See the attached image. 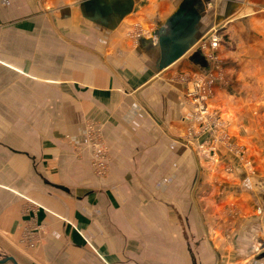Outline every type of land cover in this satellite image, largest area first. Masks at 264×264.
<instances>
[{"label": "crops", "instance_id": "obj_1", "mask_svg": "<svg viewBox=\"0 0 264 264\" xmlns=\"http://www.w3.org/2000/svg\"><path fill=\"white\" fill-rule=\"evenodd\" d=\"M223 23L208 103L251 170L183 143L184 79L212 69L196 45ZM0 248L19 264H264V0H0Z\"/></svg>", "mask_w": 264, "mask_h": 264}, {"label": "built area", "instance_id": "obj_2", "mask_svg": "<svg viewBox=\"0 0 264 264\" xmlns=\"http://www.w3.org/2000/svg\"><path fill=\"white\" fill-rule=\"evenodd\" d=\"M225 25L226 23H223L212 27L196 45L198 51L211 63L212 69L207 73H200L184 79L188 84L185 95L189 101V109L183 118L186 125V136L183 143L193 148L197 155L205 160H214L220 147H225L228 151L236 154L242 164L251 170L252 164L246 157L245 150L231 144L226 122L220 113L211 108L208 103L219 65L216 49L223 39L221 31ZM85 133L91 149L92 169L97 176L103 177L108 171L110 157L101 128L95 122L87 120ZM201 137L204 139L202 140ZM225 170L231 172L232 168L226 166ZM40 230V226H34L27 230L23 242L28 247H34L39 241L38 232Z\"/></svg>", "mask_w": 264, "mask_h": 264}, {"label": "water", "instance_id": "obj_3", "mask_svg": "<svg viewBox=\"0 0 264 264\" xmlns=\"http://www.w3.org/2000/svg\"><path fill=\"white\" fill-rule=\"evenodd\" d=\"M170 22H172V20H170ZM183 50H186V48ZM197 54L198 53H196L195 55ZM0 264H19V263L13 256L9 255V256L0 257Z\"/></svg>", "mask_w": 264, "mask_h": 264}, {"label": "rangeland", "instance_id": "obj_4", "mask_svg": "<svg viewBox=\"0 0 264 264\" xmlns=\"http://www.w3.org/2000/svg\"><path fill=\"white\" fill-rule=\"evenodd\" d=\"M9 256L7 254V251H4V249L0 248V257Z\"/></svg>", "mask_w": 264, "mask_h": 264}]
</instances>
